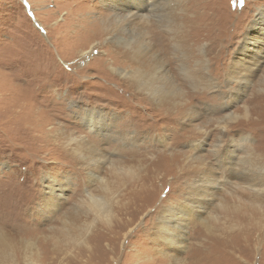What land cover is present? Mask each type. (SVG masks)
I'll return each instance as SVG.
<instances>
[{"label": "rangeland", "instance_id": "1", "mask_svg": "<svg viewBox=\"0 0 264 264\" xmlns=\"http://www.w3.org/2000/svg\"><path fill=\"white\" fill-rule=\"evenodd\" d=\"M175 1L160 13L162 28L161 23L152 22L150 28L139 23L122 32L119 26L114 33L117 40H98L100 46L85 60L62 40L73 32L66 27L60 32L55 29L64 23L65 9L79 5L74 8L80 12L79 20L93 22L102 32L113 30L116 24L106 21L112 0H0V108L10 102L22 104L13 109L16 118L8 120L9 112L0 116V235L10 236L16 254V260L8 264H264V106L259 105L264 95V17L259 9L264 11V0ZM157 32L163 39L161 57L172 70L180 68L178 58L183 54L179 52L184 51L192 57L189 67L200 70L202 61L210 64L208 72L221 83L220 90L194 89L180 72L179 87L188 98L194 97L201 114L206 104L223 109L214 115L216 120L239 116L228 125L226 145L232 149L234 140L241 146L237 163L253 166V184L262 190L234 195L231 186L223 184L216 191V202L192 221L186 238L174 249L154 241L150 219L156 217L161 203H182L185 181L195 174L197 165L189 157L199 138L179 122L182 99L175 100L172 109L160 106L163 113L152 110L144 95H134L111 71L133 69L123 51H141L147 34L151 40ZM235 61L252 66L254 72L241 98L228 103L226 74ZM31 105L42 112V122L47 124L42 134L30 132L24 124L23 113L30 112ZM247 107L253 113L249 122L244 118ZM88 112L114 119V127L106 132L109 136L90 133L83 122ZM208 129L203 155L219 169L210 151L220 131L215 124ZM83 137L108 153L119 152L134 172L130 179L113 175L110 168L98 172L112 189L117 187L108 197L117 214L115 222L136 199L142 208L132 229L116 239L115 232L81 206L88 194H102L99 181L91 180L80 162L73 163L63 153L74 144L72 138ZM246 137L251 141L243 142ZM169 157L175 162L171 164ZM144 184L154 192L144 195ZM66 229L71 235L63 239L59 232ZM211 252L234 253L236 259L224 253L211 258Z\"/></svg>", "mask_w": 264, "mask_h": 264}, {"label": "bare ground", "instance_id": "2", "mask_svg": "<svg viewBox=\"0 0 264 264\" xmlns=\"http://www.w3.org/2000/svg\"><path fill=\"white\" fill-rule=\"evenodd\" d=\"M128 1L129 2L124 0H112V2L108 4L111 13L108 14L109 18L106 21L116 24L113 30L105 29L102 32L93 22L86 19L79 20L80 12L77 13V9L80 8L79 5H76L75 7L72 6L74 8H77L76 11H74V8L70 7L67 9L63 8V10L65 9L66 11L64 23L62 24L63 26L58 24L55 30L56 32H60L62 27L70 29L71 32H73V35L67 36L62 40H65V42L67 41L69 46L76 50L75 53L77 55H80L81 58H85V60H87L91 57L92 53L100 46V44H98L97 42L98 40L109 42L116 39L114 33L118 31L119 26L120 31L122 32L126 30L131 31V28L134 27V24L139 23H143L148 28H150L149 24L152 22L157 24L161 23L159 25V28H162V24H164V21L160 16V13L164 12L166 10V7L170 6V4L174 2L177 3L175 0ZM81 10H83V8ZM259 10L260 16L264 17V11L262 9ZM58 12H60L59 8ZM82 13L85 14V12L83 11ZM103 24H105V22H103ZM149 35L150 34H147V38H145L144 40V46L141 48V51L136 52V49L133 51H123V53H126V58L133 65V69L122 70L111 68V71L119 75V77L122 79L123 84H125L124 86L135 92L134 95H144L146 97L145 101L152 105V110L160 111L161 113H163L160 109V106L165 105L167 106V109L168 107L172 109L175 100L182 99L179 107H182L184 109L180 111V114H178L179 122L181 123V125H187L189 128H191L193 131V135H195L196 138H199L194 148V154L189 157L191 163L197 165L195 167V174L191 180L185 181L186 187L182 192L183 194L180 196L183 199L182 203H172L170 201L167 205L161 203L156 208V217L150 219V227L153 231L154 241L166 246L167 248L174 249L179 248L180 240L186 238V236L184 235L192 221L199 220L202 216V213L206 211V207L216 202V199H214L215 194L217 193L216 191L222 189L223 184H228L229 186H231L234 191V195L244 196L245 193L256 194L261 193L262 190L257 185L253 184V181L255 180V173H253L252 171L253 166H247L245 162H242L240 160L237 163V151L241 146L239 147L238 145H236L234 143V140V147L232 149L228 146L229 144L226 145L228 137L227 133L229 132L228 130L230 127L228 125H230V122L237 121L239 116L231 115L222 118L221 120H216L214 119V115H217V113L223 111V109L221 111L218 109V111L217 107H210L206 104H203V106H205V113L201 114L200 109L194 106V97L193 99L191 97L188 98V95L186 96L179 87L180 84L177 81V73L180 72L182 77L186 79V81H188L194 89H206L209 91L220 90V88L223 86L220 85L221 83L219 84L217 79L212 77L208 72L210 64L207 61H202L201 64H203L204 67H202L200 70L191 68L189 67V63H192V57L187 56L184 51L179 52L180 54H183L178 58L181 64L179 65L180 68H174V70H172V68L168 66L166 60L161 57L162 54L160 53V47L163 40L162 35L157 32L151 40L148 39ZM75 43L77 44L76 47H74L75 45H73ZM87 45L88 48L84 49V47H86ZM121 48L126 47L119 46V49ZM89 49L91 51H88ZM195 63L198 65L200 62ZM101 67L105 68V70L107 71H110L108 70V67ZM175 70H177L176 73ZM213 70L215 71V69ZM203 71H206V75H209L205 76L204 74V76H202L201 74L203 73ZM253 72L254 68L250 65H247L246 63H241L239 61H235L233 63L231 70L226 74V86L227 88L229 87L228 90L230 91V98H228V100H226L225 102H236L241 98V94L243 93L245 87H247V85L249 84L251 74ZM230 85H236V87H231ZM11 93H13V90ZM8 101L6 102L9 103ZM19 103L10 102V105L7 104L9 107H1L0 116H3L7 112H9L10 115L7 118L8 120L16 118L13 109L22 105H19ZM32 105L31 108L33 110L30 109V112L25 111L23 113L26 120V123L24 124L26 126V129L30 130V132H36V130H40V133L42 134L41 130H43L47 124L42 122V112H40L37 107V110L34 109L35 106L33 108ZM259 105L260 107L264 106V95L261 96ZM174 111L170 112L171 114H169H174ZM19 113L21 114L22 112ZM225 114L228 113L226 112ZM252 115L253 113H251L250 108L247 107L245 109V120L249 122L251 118H253ZM83 122L85 126L90 130V133H94L97 135L104 134L103 136H109V134H107L106 132H110V129L114 127V119H107L106 117H104V115H102V113L88 112ZM210 124L217 125L218 130L220 131L216 136V144L213 146V149L210 151V153L213 157H215V161L219 164V169L222 171V173L216 166L211 164L210 161H207L206 156L203 155L205 149L204 147L206 146V140L209 136L208 126ZM32 125L36 126L37 128H34ZM29 134L31 135V133ZM122 139L125 140V137H123ZM127 140L131 139L128 138ZM36 141L41 142V138ZM71 141L74 142V144L72 146L68 145L65 148V152L63 153H65L68 159H71L72 162L74 161L73 163H76V161L80 162L88 170L87 172L89 178L91 180L99 181V186L102 191L101 195L91 193L88 194L87 200H83V205L81 206L84 207L85 210H87L86 214H91L93 217H96L100 221V223L107 227L109 231L115 232L113 238L116 239L117 234H121L126 230L132 229L136 222L135 216L137 214H140L139 212L142 208H140V205L136 199V201L133 202L131 206L122 209V211L119 213L120 218H118L117 222H115L114 219H116L117 214L115 209L112 208L114 207L112 201L108 197L109 195H111L112 190H116L117 192V187L112 189L110 183L98 176V172L103 168H110L113 175H117L123 178L127 177L128 179H130L131 177L134 178V172L131 169L132 167L126 165L127 158L123 157V155L119 154V152H116V150H114V152L112 153H108L107 151L100 149L98 146L91 143L89 140L85 139V137L79 139L72 138ZM249 141L251 140L248 137L243 140V142ZM116 156H121L122 158L116 161L113 159ZM169 160L171 164L175 162L174 157H169ZM138 183L140 184V182ZM145 186L147 185L144 184L141 186L144 195L148 192H154L152 186L150 188H148L149 186H147V189L145 188ZM146 190L147 192H145ZM56 198L58 199L59 197L56 196ZM50 204H52V206H55L53 202H50ZM113 224H115V226H113ZM71 227H75L73 222H71ZM59 234L63 239H67V236L71 235L69 229H66L65 232H59ZM9 238L10 236L7 233H2L0 235V264H8L16 260V254L13 250V246L8 240ZM82 245L86 247L89 252H91V247L87 243V240H83ZM222 253H224L228 258H231L233 260L236 259L234 257V253L228 254L227 252H211L210 255L211 258L214 257L215 259H218L219 254L222 255ZM94 256L95 255L92 254V259L94 258ZM206 259H200L198 261L206 262ZM245 264H248V262L246 261Z\"/></svg>", "mask_w": 264, "mask_h": 264}, {"label": "snow or ice", "instance_id": "3", "mask_svg": "<svg viewBox=\"0 0 264 264\" xmlns=\"http://www.w3.org/2000/svg\"><path fill=\"white\" fill-rule=\"evenodd\" d=\"M243 2V0H241V3Z\"/></svg>", "mask_w": 264, "mask_h": 264}]
</instances>
